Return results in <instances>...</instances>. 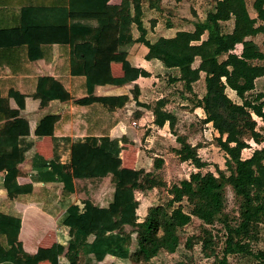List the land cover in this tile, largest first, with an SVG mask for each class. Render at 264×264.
<instances>
[{"label": "trees", "instance_id": "trees-1", "mask_svg": "<svg viewBox=\"0 0 264 264\" xmlns=\"http://www.w3.org/2000/svg\"><path fill=\"white\" fill-rule=\"evenodd\" d=\"M108 0H65L66 17L70 18V43L72 47L78 46V58L82 64L74 72L82 71L86 75L91 73H109V58L114 50H128L134 43L142 42L148 47L145 54L147 59L157 58L166 66L179 68V76H169L170 82L180 81L182 85L179 94L192 92V82L205 73V93L196 97L194 107H200L204 113L203 120L212 122L218 132L217 144L225 151L224 164L226 170L216 168L217 174L212 170L203 171L207 161L198 153L200 145L191 144L184 135H176L178 145L172 146L181 161L191 162L197 170H193L186 177L167 182L156 175L155 169L161 168L164 159L161 156L153 158V169L145 170L143 167L133 171L123 170L120 163V147L116 138L106 134L101 136L87 135L82 140L73 141L70 145L69 163L71 171L64 170L57 156L44 162V173L50 178L62 183L61 194L56 189H42V208L51 214L63 209L61 220L68 219L75 226L74 240L68 242L66 254L67 264H96L106 254L128 258L133 264H145L163 252H182V248L191 249L195 244V236L186 237L183 245L180 241L179 230L187 225L192 216L199 218L204 224L212 225L215 221L222 223L224 232V245L222 256L218 264H227V255L233 252L251 254L256 258L254 264H264V249H252V242L257 238V226L264 223V146L255 147L247 157L241 155L247 142L244 136L250 135L258 141L260 133L255 129L256 119L259 116L264 126V89L256 88V79L264 76V0H253L252 7L256 16L248 10L246 0H216L213 9L207 11L203 20L194 22L193 30L180 29L172 36H159L153 41L146 38V28L142 23V0H122L118 19L108 21L112 35L107 42L108 50L105 58H101V41L99 36L92 39L86 34L75 43L74 29L89 31L87 26L80 22L87 17H107L104 7ZM152 1V0H150ZM154 0L153 2H157ZM97 3L99 9L93 4ZM30 7L37 9H19V22L21 41L25 38L27 55L31 58L42 56L41 45L34 43L25 33L26 26L34 24H67V18L56 20L42 18L46 12L45 4ZM131 6L133 12H131ZM11 7V0H0V29L8 30L12 25L5 24V14ZM43 7V9H42ZM40 9H42L40 11ZM3 13V14H2ZM3 15V16H1ZM232 19L231 30H223L222 22ZM48 22V23H41ZM58 22V23H57ZM136 24L139 31L137 37L133 36L131 25ZM84 27V28H81ZM262 34L261 44L253 36ZM24 37V38H22ZM113 40V41H112ZM19 43H17L19 45ZM239 50H236L237 46ZM16 50L15 47H2L0 52ZM199 57V63L193 62ZM91 61L87 65L86 61ZM128 62H124L127 65ZM128 66H126L127 68ZM142 74L147 71L141 69ZM113 82L121 84L127 82L124 77H115ZM232 88L239 101L231 99L225 89ZM92 87H89V94ZM133 94V95H132ZM137 84H132L129 92L102 96L89 95L75 99L79 104L99 102L112 108L123 105L128 98L135 99L136 105L148 106L154 114L153 122L159 127L168 123L170 129H175L176 115L164 108L168 96L160 97L153 105L143 103L138 99ZM51 96V95H50ZM64 100L66 93L59 95ZM189 99V97H188ZM191 100V99H189ZM22 102V101H21ZM20 102V104H22ZM5 98L0 97V111ZM18 110H3L0 118V170L3 171V187L7 192H13L27 187L17 182L18 164L23 160L28 145L32 142H22L19 136L29 132L27 119L18 115ZM137 109L134 114H140ZM53 114L44 115L39 119L34 129L37 136L53 134ZM13 146L18 147L17 157L11 155ZM228 171V173H226ZM40 176H44L39 171ZM112 174L116 177L115 204L107 207H98L85 199L74 195V177H92ZM128 177V178H126ZM125 180L130 181L121 202L119 190L125 189ZM126 181V182H127ZM230 186L239 200V215L231 223L229 215L225 213L226 188ZM153 187L165 188L166 202L159 201L149 205L144 213H138L140 200L134 196V190L145 194ZM31 199V194L28 193ZM187 208H184V203ZM117 213V214H115ZM20 218L0 210V243L6 254L0 257V262L11 261L20 264H36L39 259L34 255L21 253L16 247V235L8 234L7 225H19ZM128 225L130 229L124 233L116 231L117 228ZM198 241L202 251L214 244L215 235L208 227H204ZM135 239L136 246L130 249ZM84 255L79 256L80 249ZM185 251V250H184ZM66 264V263H65Z\"/></svg>", "mask_w": 264, "mask_h": 264}, {"label": "crops", "instance_id": "crops-1", "mask_svg": "<svg viewBox=\"0 0 264 264\" xmlns=\"http://www.w3.org/2000/svg\"><path fill=\"white\" fill-rule=\"evenodd\" d=\"M121 1L108 0L106 2L104 5L107 11L106 18L100 14L99 18L93 16L81 19L80 22L85 24L89 31H84V29L80 31L75 28L73 31L76 35L75 43L80 41V38L85 34L86 37L92 39L99 36L102 45L101 58H105L108 50L106 44L113 33L109 29V25L105 23V19L110 22L118 19ZM152 1L142 0V23L146 28V38L153 41L161 35L172 36L180 29H194V22L198 18L189 21V27L184 24L188 21L180 20L176 16H170L169 19L167 15L166 19H163L165 13V9H163L164 0H158L156 3H152ZM29 4L36 6L45 4L44 9L47 10L42 13V18L56 20L67 18L68 21L67 24L59 22L62 24L26 26L25 33L34 43L41 45L42 56H37V58H31L27 55L26 46L23 44L25 42L24 37H22L24 38L23 42L19 43L22 40L19 36L21 29L16 26L20 20V7L26 9L30 7ZM65 4V0H11V7L4 12L6 17L3 25H12V28L0 29V48L7 46L18 48L13 51L6 49V51L0 52V97L5 98L2 109L6 111L18 110V115L27 119L29 132L19 136V138L20 141L22 139L23 143L32 142L28 145L23 160L18 164L17 182L26 184L27 187L13 192L5 191L2 183L4 172L0 170V200L6 199L7 212L20 218L19 225H7L8 234L16 235L15 244L21 253L20 256L24 254L35 255L39 259L36 264H67L68 242L76 238L75 226L68 219H60L63 209L56 214H51L42 208L41 197L44 193L42 189L53 188L58 194H61L62 186L60 181L53 180L50 178V174L44 173V162L55 155L62 163L64 170L70 172L71 143L82 140L87 135L101 136L107 133L109 137L118 140L119 158L123 170L133 171L139 167H143L145 170L153 168L144 166L142 158L139 156L142 151V140H147L144 135L139 134L140 130L144 125L152 128L154 125L157 126L153 122L154 114L150 107L136 105L133 96L128 98L123 105H115L112 108L99 102L79 104L75 99L89 95L128 93L132 84H137L139 101L153 105L160 97L168 96L169 99L164 104V108L176 115L167 107L170 99H173L174 96L169 93L171 91L170 85L172 87L176 85L178 89H182L180 81L170 82L168 80L169 76H179V68L168 67L157 58L147 59L145 54L148 47L142 42L134 43L128 50H114L109 58L110 72L108 74L91 73L86 75L82 71H72V69H78L79 64L84 61L82 62L81 57L78 58V46L72 47L70 43V18L66 17L67 9L65 11V8L68 7ZM93 7L99 9L97 3H94ZM131 12H133L132 6ZM187 18L190 16L187 15ZM204 18L200 17V20ZM232 25L233 21L229 30H231ZM131 30L133 36L137 37L139 31L135 23H132ZM125 61L128 62L127 65H124ZM195 61H197L196 66L199 63V57H196ZM86 62L87 65L91 63L90 60ZM126 66L128 67L126 68ZM141 69L147 71V74H142ZM115 77H124L127 82L114 83L113 78ZM204 77V71H200L199 78L191 84L192 89L201 78H203L202 83L205 85ZM90 86L92 87L91 94H89ZM225 91L229 97L228 91L237 96L230 87H226ZM177 92L179 93V91ZM64 93L68 95V98L62 100L59 95ZM188 94L190 92L185 91L180 96L185 99ZM194 108L201 109L200 107ZM137 109H140V114L133 113ZM3 110L0 111V117L4 113ZM47 114L56 116L53 121V134L37 136L34 133L36 124L41 117ZM1 122H3V118H0ZM166 125L169 127L168 123L162 127ZM146 148H149V145ZM18 154V147L13 146L11 155L17 157ZM158 155L154 152L150 157L152 166L153 158ZM39 171H42L44 176H40ZM130 181H127V187L130 186ZM73 182L74 195L98 207L108 206L112 198L110 189L116 188V177L112 174L74 177ZM154 188L157 189V187L152 189ZM28 193L31 194V199L28 198ZM83 250L82 248L79 251L81 259L84 256L82 255ZM5 254L6 250L0 243V257ZM21 258L23 262L20 264H27L24 262V257ZM0 264L18 263L5 261L0 262ZM96 264H132V262L126 257L106 254Z\"/></svg>", "mask_w": 264, "mask_h": 264}, {"label": "rangeland", "instance_id": "rangeland-1", "mask_svg": "<svg viewBox=\"0 0 264 264\" xmlns=\"http://www.w3.org/2000/svg\"><path fill=\"white\" fill-rule=\"evenodd\" d=\"M216 0H164L165 13L163 19H166L167 15L176 16L180 20L188 21L187 26H190L191 20L194 18L200 19V17H205L207 11L211 10L215 6ZM253 0H246L248 10L252 16H256V12L252 7ZM187 15L190 18H187ZM162 18V17H161ZM231 19L223 21V30H229L231 27ZM263 38L262 34H257L253 36V39L261 44ZM240 46L238 45L236 50H239ZM198 59V58H197ZM197 61L194 62V65ZM203 78L198 80L193 87V91L190 92L183 99L177 91L176 85L172 87L170 85L173 99H170V103L167 104V107L176 113L177 123L175 129H170L167 125L164 127L158 126H146L144 125L140 130L139 134L144 135L147 140H142V151L140 152V157L142 158V163L146 167H153L152 159L150 158L153 153L161 155L164 159V163L161 168L155 170L156 175L162 177L167 182L177 180L181 177H187L189 173L193 170H197L194 165L189 161H181L177 154L172 151L171 147L178 145L175 137L176 135H184L191 144H199L198 153L207 161V165L201 168L203 171L212 170L217 174L216 168L226 170L224 164L226 154L225 151L217 144L216 137L218 132L213 127L212 122H206L203 120L204 113L199 108H194L193 103L195 102L196 97L202 96L204 94L205 85H203ZM256 87L264 89V76L256 80ZM230 94V98L234 101H239V98ZM189 99L191 100H188ZM256 119L255 129L260 133L258 136L260 139L255 141L250 135H245L244 140L247 142V147H244L241 151L243 157H247L251 154V151L255 147L264 146V126L261 118L254 115ZM147 127V128H146ZM144 133V134H143ZM150 139V140H148ZM151 148H146V146ZM153 169V168H152ZM228 173V171H226ZM127 180L124 182L125 189L119 190V201L121 202L123 195L127 188ZM129 187V186H128ZM115 189H110L112 198L109 202L112 203L115 201ZM110 194V195H111ZM134 196L139 198L140 204L138 207V213H144L147 205L151 203H157L159 201L166 202L168 197L166 187L165 188H154L149 189L145 194H142L140 191L134 190ZM6 200V199H5ZM5 200H0V210L7 211V205ZM7 201V200H6ZM184 203V208H187V205ZM108 204V206H109ZM115 204V202H114ZM239 200L234 194L232 188L227 186L226 188V203H225V213L229 216L231 223L237 220L239 215ZM117 214V213H115ZM208 227L212 230V233L215 235L214 244L209 246L205 251L201 249V243L198 241L199 237L203 234V228ZM130 229V226L123 225L116 229L119 232H126ZM222 223L220 221H215L212 225L204 224L196 216H192L191 221L179 230V236L181 244L186 240V237L193 235L195 236V244L191 249L187 250L185 247L182 248V252L178 251L176 253L163 252L159 256L152 258L149 262L145 264H218L219 258L222 256V250L224 245V232ZM252 249H264V223H259L257 226V238L252 242ZM136 246V241L133 239L130 245V249L133 250ZM185 250V251H184ZM227 264H254L256 258L251 254H244L240 252H233L227 255ZM133 264V263H132Z\"/></svg>", "mask_w": 264, "mask_h": 264}]
</instances>
